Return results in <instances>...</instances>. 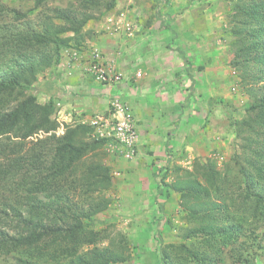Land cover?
Segmentation results:
<instances>
[{"label":"rangeland","instance_id":"1","mask_svg":"<svg viewBox=\"0 0 264 264\" xmlns=\"http://www.w3.org/2000/svg\"><path fill=\"white\" fill-rule=\"evenodd\" d=\"M232 6L233 0H115L112 9L102 3L91 10L81 7L80 0L44 5L0 0V37L9 34L8 39L14 30H41L49 22L46 16L66 27L53 16L54 7H77L93 15L78 35L61 33L73 39L70 45L59 50L57 62L37 69L27 91L41 105L52 99L56 127L27 139L59 136L68 127L82 126L84 140H101L89 121L95 114L108 116L114 98L121 99L134 120L132 157L105 139L89 158L109 167L110 184L90 192L92 200L84 203L105 206L91 222L85 220L100 237L81 251L111 247L124 257L112 264H162L158 249L179 242L186 225L179 193L170 184L178 173L192 169L194 159H214L222 169L238 150L231 121L245 114L251 97L241 69L231 63L227 26ZM94 51L111 73L121 74L120 81L96 78L90 68ZM16 66L0 62V75ZM14 262L0 253V264Z\"/></svg>","mask_w":264,"mask_h":264},{"label":"trees","instance_id":"2","mask_svg":"<svg viewBox=\"0 0 264 264\" xmlns=\"http://www.w3.org/2000/svg\"><path fill=\"white\" fill-rule=\"evenodd\" d=\"M102 1L80 0V6L115 4ZM51 12L66 27L46 16L41 30L0 37V62L17 64L0 75V253L14 264H112L124 257L111 247L80 250L100 237L88 227L105 204L84 203L110 184L109 167L89 160L106 140H84L82 126L27 139L56 127L52 99L41 105L27 91L37 69L57 62L59 50L70 45L73 39L61 33L78 35L93 18L77 7ZM228 20L231 63L241 69L251 97L245 114L231 121L238 150L222 169L214 159H194L170 184L186 225L179 242L158 249L162 264H264V0H233Z\"/></svg>","mask_w":264,"mask_h":264},{"label":"built area","instance_id":"3","mask_svg":"<svg viewBox=\"0 0 264 264\" xmlns=\"http://www.w3.org/2000/svg\"><path fill=\"white\" fill-rule=\"evenodd\" d=\"M92 61L90 68L98 80L108 83L120 81L121 74L111 73L110 68H107V65L102 62L96 51L92 54ZM110 109L108 116L93 115L89 124L94 129L95 137L114 140L124 156L132 157L137 142L134 120L120 98H114L111 101Z\"/></svg>","mask_w":264,"mask_h":264},{"label":"crops","instance_id":"4","mask_svg":"<svg viewBox=\"0 0 264 264\" xmlns=\"http://www.w3.org/2000/svg\"><path fill=\"white\" fill-rule=\"evenodd\" d=\"M182 51V50H181ZM183 52V51H182ZM184 53V52H183ZM182 56V55H181ZM184 56V55H183ZM68 60L70 61L71 59H70V57L68 58ZM70 63H71V61H70Z\"/></svg>","mask_w":264,"mask_h":264}]
</instances>
